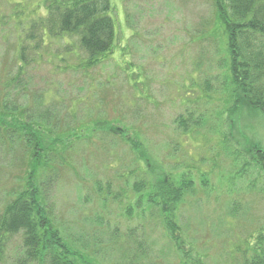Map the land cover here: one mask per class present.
Masks as SVG:
<instances>
[{
  "label": "rangeland",
  "instance_id": "rangeland-1",
  "mask_svg": "<svg viewBox=\"0 0 264 264\" xmlns=\"http://www.w3.org/2000/svg\"><path fill=\"white\" fill-rule=\"evenodd\" d=\"M47 1L0 0V87L15 74L21 40L45 16ZM111 1L117 39L108 60L80 71L76 42L65 40L70 54L59 39L46 38L23 87L0 89V106L19 105L20 113L27 110L22 118L44 124L43 136L36 132L51 149L42 190L53 219L73 243L99 246L102 264L125 246L141 249L140 264H231L264 225V172L253 162L255 150L264 152V117L225 112L222 96L203 99L202 86L219 63L200 36L211 29L212 2ZM179 116L189 120V133L178 129ZM56 140L65 142L54 146ZM19 143L9 155L0 145V205L4 187L24 184L11 177L25 168ZM153 168L193 181L176 210L180 251L158 210L132 189L141 179L148 186ZM131 169L137 171L130 176Z\"/></svg>",
  "mask_w": 264,
  "mask_h": 264
},
{
  "label": "trees",
  "instance_id": "trees-1",
  "mask_svg": "<svg viewBox=\"0 0 264 264\" xmlns=\"http://www.w3.org/2000/svg\"><path fill=\"white\" fill-rule=\"evenodd\" d=\"M47 2L45 16L38 17L28 25L21 40L19 64L10 81L1 80L2 92L23 87L22 76L35 63V59L38 60L46 38L59 39L60 43H64L63 53L70 54L74 53L73 48L65 40L68 38L76 42L82 55L76 66L80 71H88L103 64L115 52L117 34L111 0ZM211 2L214 9L213 23L211 29L200 32V36L204 43L214 46L213 54L218 57L219 63L216 65L218 72L202 86V94L205 93L203 99L211 102L215 96H222L225 112L264 117V0ZM31 54L35 58L30 57ZM195 86L196 83L190 85L191 88ZM6 107L0 106V145L9 155L13 152L12 147L23 141L21 146L27 159L23 171L11 174L16 182L24 181L23 186L19 188L16 185L11 190L4 187L7 200L0 205V264L104 263L98 260L101 251L99 246L95 245L91 249L80 240L73 243L65 238L53 219L50 204L42 190V176L47 174V163L51 161V149L46 148L50 146L49 143L43 145L37 134L39 132L40 137L43 136L44 124L33 123L28 117L22 118L27 110L20 113L19 105L13 103ZM9 123L12 129L7 130L6 125ZM175 123L184 134L190 132L189 120L185 117H177ZM201 123L198 122L199 125ZM18 133L23 134V140ZM122 138L132 141L127 137ZM63 142L56 140L54 146H60ZM255 151L257 157L253 162L264 172V152L259 149ZM137 170L131 169L128 173L131 176ZM152 170L153 173L147 172L148 176H152L148 186L146 180L141 179L132 189L140 194L139 199L145 197L149 207L158 210L170 241L178 249V245L183 247L184 244L178 235L176 210L185 194L193 188V181L184 175L175 180L166 177L167 172L158 175L155 168ZM46 182H50V179ZM186 247L191 249L187 244ZM239 251L231 264H264V225L248 235L244 247L239 248ZM140 253V248L130 252V248L125 246L120 257L110 263L140 264L137 261ZM180 256L185 259L183 252H180ZM143 257L145 255L141 254ZM197 264H205V261H197Z\"/></svg>",
  "mask_w": 264,
  "mask_h": 264
}]
</instances>
